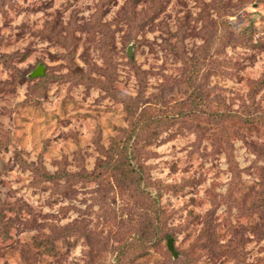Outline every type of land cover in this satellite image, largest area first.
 Listing matches in <instances>:
<instances>
[{"label":"rangeland","instance_id":"obj_1","mask_svg":"<svg viewBox=\"0 0 264 264\" xmlns=\"http://www.w3.org/2000/svg\"><path fill=\"white\" fill-rule=\"evenodd\" d=\"M134 4L0 0V264H110L124 237L139 231L144 209L130 185L110 175L50 182L41 174L91 171L123 134V105L95 85L103 71L133 96L146 78L145 105L162 96L173 104L187 97L182 59L213 41L196 80L204 108L264 109V0ZM252 19L259 23L249 43L238 32ZM225 20L237 33L218 40ZM40 63L44 81L29 79ZM224 126L227 139L199 112L139 147L177 256L168 238L130 264H264V125L238 118ZM69 224L78 230L58 241V253L29 249L33 235L55 237Z\"/></svg>","mask_w":264,"mask_h":264},{"label":"trees","instance_id":"obj_2","mask_svg":"<svg viewBox=\"0 0 264 264\" xmlns=\"http://www.w3.org/2000/svg\"><path fill=\"white\" fill-rule=\"evenodd\" d=\"M163 1L152 0L157 5L162 4ZM166 1L168 2L169 0ZM133 2L136 5V0H133ZM157 14H159V11L154 10L152 15H149L150 20L152 21ZM225 22L227 24H223L222 34L217 36L218 40H226L227 35L233 36L234 33H237L234 30H228L227 27L230 24L226 20ZM257 23H259L258 20L252 19L246 28L240 29L238 34L241 36L239 38L244 39L248 37L249 39L246 40L250 43L251 34L257 29ZM54 34L59 36L61 41L69 47L70 41L66 35L60 34L59 31H54ZM212 42L210 41L209 43L211 47H213ZM229 43L226 42L223 47ZM209 45L205 48L201 47L198 51L196 49L191 57L185 56L182 59L183 63L188 65V72L190 71L189 75L182 74L180 76L181 79H187L184 81L187 88L185 90L187 97L178 99L173 104L165 98L163 99L162 96L161 101L155 100L153 103L145 105L146 102H150L146 99V78H139L141 89L137 95L133 96L119 90L117 87L115 88L110 80V78L112 79V75L107 71H103V78L95 80V85L101 87L106 91L107 95L123 105L124 118L127 120V126L121 130L123 134L112 138L109 148L104 150V157L98 159L97 165L91 171L84 169L82 171H67L64 169L56 172L44 171L41 173L44 180L50 182H59L62 179L70 182L74 179H83L91 182L101 179L104 175H110L114 176L118 183L131 186V196L139 201L144 209L143 220L139 225V231L134 233L131 231V234L124 237L122 243L116 247L115 259L110 264H130L131 261L146 255L149 252V248L157 246L160 242L172 236V233L167 229V219L164 217L166 215L165 209L159 202L161 197L160 191L158 195L153 185L147 181L146 171L143 169V165L137 157V151L140 146L159 143L162 140L160 138L165 130L179 124L181 120L186 119L192 122L199 112L206 113L207 117L214 123L221 128L223 127L225 139L231 136L229 130L224 126L228 121L239 118L247 125H264V109H256L242 115L235 111H214L211 108L209 110L204 108L207 104L204 96L198 91L196 80L206 62L204 60L209 56ZM69 60L72 61L71 57ZM130 60L135 61L134 56H130ZM72 67L74 71L78 70L76 63L73 61ZM137 72L138 76L144 74V71L138 67ZM45 77L44 75L37 77L29 76V79L39 78L40 82H43ZM234 135L242 136V133ZM222 137L224 138V136ZM34 168H37V166H34ZM77 230V225L69 224L61 227L55 237L46 236L45 238H38L33 235L31 237V244L28 243L29 249H33L35 252L42 251L43 253L56 254L59 252L58 241L63 240L64 244L70 242L69 238Z\"/></svg>","mask_w":264,"mask_h":264},{"label":"water","instance_id":"obj_3","mask_svg":"<svg viewBox=\"0 0 264 264\" xmlns=\"http://www.w3.org/2000/svg\"><path fill=\"white\" fill-rule=\"evenodd\" d=\"M128 54L132 56V44L128 47ZM45 73V65L43 63H40L34 71H32L29 76L30 77H37L42 76ZM173 238H169L168 240V247L169 249L174 253V257L177 256V253L174 250L173 244H172Z\"/></svg>","mask_w":264,"mask_h":264}]
</instances>
